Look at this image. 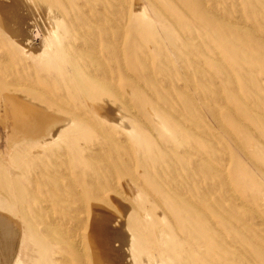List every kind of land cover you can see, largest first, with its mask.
<instances>
[{"label": "rangeland", "instance_id": "1", "mask_svg": "<svg viewBox=\"0 0 264 264\" xmlns=\"http://www.w3.org/2000/svg\"><path fill=\"white\" fill-rule=\"evenodd\" d=\"M11 1L31 41L0 29V82L57 120L38 155L14 146L13 177L0 169V203L21 207L35 264L89 232L96 209L126 236L125 263L264 264V0Z\"/></svg>", "mask_w": 264, "mask_h": 264}, {"label": "bare ground", "instance_id": "2", "mask_svg": "<svg viewBox=\"0 0 264 264\" xmlns=\"http://www.w3.org/2000/svg\"><path fill=\"white\" fill-rule=\"evenodd\" d=\"M3 1V0H1ZM11 1V0H9ZM24 2V0H22ZM29 1V0H28ZM32 1V0H31ZM35 1V0H34ZM40 1V0H39ZM143 1V0H142ZM15 2V1H14ZM13 2V3H14ZM17 2V1H16ZM21 2V1H20ZM17 2V5L20 3ZM88 2V1H86ZM193 2V0H192ZM3 3V2H1ZM6 3V2H5ZM12 3V1H11ZM22 3V2H21ZM20 3V4H21ZM33 3V2H32ZM46 3V2H45ZM67 3V2H66ZM23 4V3H22ZM25 4H29V3H24ZM31 4V3H30ZM10 5V4H9ZM12 5V4H11ZM15 5V4H14ZM14 5H12V9L11 11L9 10V12H11V15L13 13L12 16H10L8 14V8L2 4H0V29H2L7 35L11 36L13 39H16L15 41L21 46V47H26L28 45H30V37L29 34L27 32V30L29 29H25V20L24 17H19L17 11V16H14ZM39 5V4H38ZM43 5V4H41ZM46 5V4H45ZM80 5V4H79ZM82 5V4H81ZM32 6V5H31ZM115 6H118L115 5ZM10 7V6H8ZM19 7V5L17 6ZM22 7H24L22 5ZM30 7V6H28ZM34 7V5L32 6ZM40 7V5H39ZM44 7V6H43ZM25 8V7H24ZM38 8V7H37ZM46 8V7H44ZM15 9V8H14ZM18 9V8H17ZM34 10V8H32ZM119 9V8H118ZM144 9V8H143ZM16 10V9H15ZM22 10V8H21ZM20 10V11H21ZM25 10V9H24ZM39 9H37L38 11ZM86 10V9H85ZM92 10V9H91ZM120 10V9H119ZM146 10V9H145ZM28 9L25 11L27 12ZM36 11V7L35 10ZM87 11V10H86ZM118 11V10H117ZM123 11V10H122ZM51 12V11H50ZM101 12V11H100ZM121 12V11H120ZM119 12V13H120ZM23 14L24 11L22 12ZM58 14V12H56ZM61 13V12H60ZM117 13V12H116ZM150 13V12H149ZM21 14V13H20ZM22 14V15H23ZM29 14L30 11H29ZM42 14V13H41ZM52 15V12L50 13ZM151 14V13H150ZM154 14V13H153ZM21 15V16H22ZM36 15V14H35ZM39 15V14H38ZM43 15V14H42ZM49 16V14H47ZM59 15V14H58ZM121 15V14H120ZM119 15V16H120ZM152 15V14H151ZM31 16V15H30ZM34 16V13L33 15ZM95 16V15H94ZM122 16V15H121ZM120 16V19H121ZM147 16V15H146ZM26 17V16H25ZM40 17V16H39ZM46 17V16H45ZM57 17V16H56ZM61 17V16H60ZM65 17V16H64ZM96 17V16H95ZM29 18V17H28ZM27 18V20H28ZM44 18V17H43ZM87 18V17H86ZM98 19V17H96ZM101 19V17H99ZM104 18V17H103ZM156 18V17H155ZM31 19V18H30ZM33 19V17H32ZM31 19V20H32ZM56 19V18H55ZM92 19H94L92 17ZM53 20V19H52ZM117 22V19H114ZM113 20V21H114ZM122 20V19H121ZM104 21V20H103ZM232 21V20H231ZM46 22V21H44ZM53 22V21H52ZM51 22V23H52ZM55 22V21H54ZM88 22V21H87ZM98 22V20H97ZM115 22V21H114ZM119 22V21H118ZM38 23V22H37ZM92 23V22H91ZM109 23V21H108ZM47 24V23H46ZM53 24V23H52ZM119 24V23H117ZM28 25V23H27ZM84 25V24H83ZM93 25V24H92ZM101 25V24H100ZM104 25V23H103ZM53 26V25H52ZM55 26V25H54ZM105 26V25H104ZM122 26V25H121ZM46 27V26H45ZM113 27V25H112ZM27 28V27H26ZM32 28V27H31ZM95 29V27H93ZM84 29V28H83ZM97 29V28H96ZM110 29V27H109ZM112 29V28H111ZM100 30V29H99ZM56 31V30H55ZM90 31V30H89ZM105 31V30H104ZM85 32V30H84ZM121 33V31H120ZM47 34H48V30H47ZM46 34V35H47ZM90 34V33H89ZM94 34V33H93ZM98 34V33H97ZM96 34V35H97ZM110 34V33H109ZM50 35V33L48 34ZM47 35V36H48ZM43 36V35H42ZM92 36V35H91ZM94 36V35H93ZM92 36V37H93ZM46 37V36H45ZM51 36H49L50 38ZM91 37V38H92ZM98 37V36H97ZM95 38V37H94ZM101 38V36H100ZM110 38V37H109ZM122 38V35L121 37ZM47 39V38H46ZM88 39V37H87ZM97 39V38H96ZM95 39V40H96ZM99 39V37H98ZM103 39V38H102ZM101 39V40H102ZM105 39V37H104ZM46 41V40H45ZM49 41V39L47 40ZM51 41V39H50ZM53 41V40H52ZM51 41V42H52ZM55 41V40H54ZM99 40H97L98 42ZM33 42V41H32ZM91 42V39H90ZM112 43V42H111ZM115 43H117L115 41ZM50 44V43H49ZM54 44V43H53ZM120 44V41H119ZM118 44V45H119ZM46 45V44H45ZM48 45V44H47ZM98 45V43H97ZM52 47V45H49ZM48 46V47H49ZM32 47V46H31ZM51 47H49L50 49V53H52L53 56H56L53 54V52H51ZM30 48V47H29ZM53 48V47H52ZM99 48V46H98ZM97 48V49H98ZM120 48V47H119ZM28 49V48H27ZM60 49V48H59ZM91 49V48H89ZM32 50V49H31ZM35 50V49H34ZM93 50V48H92ZM62 51V50H61ZM25 52V51H24ZM29 52V51H28ZM33 52V51H32ZM55 52V51H54ZM77 52V51H76ZM65 53V52H64ZM218 53V52H217ZM73 54V53H71ZM76 54V53H75ZM96 55V54H95ZM116 56H117V52H116ZM65 57V56H64ZM78 58V57H77ZM70 59V57H69ZM68 59V60H69ZM29 60V59H27ZM32 60V59H31ZM34 60V59H33ZM72 60V59H71ZM64 61V60H63ZM66 61V58H65ZM74 61V60H73ZM5 62V61H4ZM34 62V61H32ZM58 62V61H57ZM73 63V62H72ZM34 64V63H32ZM75 64V63H74ZM3 65V64H2ZM94 65V64H93ZM96 65V64H95ZM102 66V65H101ZM100 66V67H101ZM1 67V66H0ZM75 67V66H74ZM86 67V66H85ZM7 68V66H6ZM65 68V67H64ZM76 68V67H75ZM94 68V67H93ZM104 68V67H103ZM102 68V69H103ZM8 69V68H7ZM66 69V68H65ZM92 69V68H91ZM63 70V69H62ZM90 71V70H89ZM104 72H106V70H104ZM186 73V72H185ZM15 74V73H14ZM64 74V73H63ZM9 75V73H8ZM70 75V74H69ZM98 75V74H97ZM101 75V74H100ZM66 75H64L65 77ZM104 76V75H103ZM94 77V76H93ZM109 77V76H108ZM186 77V75H185ZM28 78V77H27ZM67 78V77H66ZM106 79L108 80V78L106 77ZM105 79V80H106ZM186 79V78H185ZM100 80V79H99ZM189 81V80H187ZM68 82V81H67ZM110 82V81H109ZM6 85H5V84ZM2 82H0V129H1V140L4 143V150L0 151V169H1V173L6 174L9 177H13V175H15L14 173L16 172V157H15V150H14V146L20 143H28V144H33V153H37L39 150L45 145L48 144L49 141L53 142L54 139V135H51V124L55 123L57 120L55 117H53V115H51L48 112H45L44 110L32 105L31 103L25 102L23 100L22 94L26 95V93L24 91H19L18 89H15L14 91H12V87L15 85H10V83H8L6 80ZM194 83V82H193ZM4 84V85H2ZM12 84V83H11ZM37 84V83H36ZM191 86V85H190ZM35 88V87H34ZM36 89V88H35ZM196 89V88H195ZM12 91V93H11ZM42 91V90H41ZM25 93V94H24ZM47 95V94H46ZM49 95V94H48ZM191 95V94H189ZM194 95V94H193ZM200 96V95H198ZM21 97V98H20ZM29 97V95L27 96ZM116 97V96H115ZM88 97H85V101H87ZM61 99V98H60ZM189 99V97H188ZM196 99V97L194 98ZM103 100V99H102ZM32 101V99H31ZM90 101V100H89ZM190 101V100H189ZM196 101V100H195ZM92 102V101H91ZM103 102V101H102ZM86 103V102H85ZM89 103V102H88ZM34 104V103H33ZM87 104V103H86ZM90 104V103H89ZM94 104V103H93ZM101 104V103H100ZM97 103V105H100ZM200 104V103H199ZM117 105V104H116ZM62 106V105H61ZM119 106V104H118ZM40 107V106H39ZM82 107V106H81ZM90 107L93 108V106L90 105ZM97 107V106H96ZM95 107V109H96ZM99 107V106H98ZM64 108V107H63ZM80 108V107H79ZM83 108V107H82ZM66 109V108H65ZM70 109V108H69ZM68 109V110H69ZM81 109V108H80ZM91 109V108H90ZM100 109V108H99ZM213 109V108H212ZM84 110V109H83ZM86 110V108H85ZM198 110V108H197ZM56 109L55 112L56 113ZM93 112H95V110H92ZM82 112V110H81ZM100 112V111H99ZM104 112V110L102 111ZM135 112V111H134ZM214 112V111H213ZM220 112V111H219ZM84 114V112H82ZM105 113V112H104ZM122 113V112H121ZM57 114V113H56ZM78 114V113H75ZM89 114V113H88ZM102 114V113H101ZM215 114V113H213ZM81 115V113H80ZM90 115V114H89ZM100 115V113H99ZM103 115V114H102ZM101 116V115H100ZM105 116V115H104ZM214 116V115H213ZM97 117V116H96ZM107 117V116H106ZM218 117L217 113L215 118ZM59 118H63L62 116ZM70 118L72 119V116H70ZM88 118V117H87ZM68 119V118H67ZM65 118V121L67 120ZM92 119V118H90ZM97 120L99 119L96 118ZM102 119V118H101ZM218 119V118H217ZM73 120V119H72ZM75 120V119H74ZM88 120V119H87ZM104 120V119H103ZM60 121V119H59ZM64 121V119H63ZM84 121V120H83ZM95 121V120H94ZM211 121V120H210ZM80 122V121H78ZM82 122V121H81ZM91 122V121H90ZM97 122V121H96ZM58 123V122H57ZM83 123V122H82ZM90 124V123H88ZM93 124V123H92ZM91 124V127H93ZM68 125V123L66 124V126ZM95 125V124H94ZM218 127V125H217ZM220 127V126H219ZM55 128V127H54ZM57 133V132H56ZM59 133V132H58ZM221 137V136H220ZM62 139V138H61ZM58 140V138L56 139ZM2 143V144H3ZM1 144V143H0ZM1 146V145H0ZM128 146V145H127ZM64 147V146H62ZM126 147V146H125ZM1 148V147H0ZM56 149V148H55ZM126 149V148H125ZM41 150V151H42ZM57 150V149H56ZM66 150V149H64ZM61 150L60 152L64 151ZM120 150V149H119ZM58 151V150H57ZM56 151V152H57ZM59 152V151H58ZM59 152V153H60ZM45 153V152H44ZM43 153V154H44ZM42 154V153H41ZM57 154V153H56ZM63 154V152H62ZM62 154H60L62 156ZM66 155V152H65ZM59 157V154H58ZM60 159V158H59ZM57 162V161H56ZM59 162V161H58ZM45 163V162H44ZM36 164V163H35ZM41 164V163H40ZM60 164V163H58ZM62 164V163H61ZM250 164V163H249ZM24 165V164H23ZM43 165V164H42ZM41 165V166H42ZM44 166V165H43ZM43 169V168H42ZM19 170V169H18ZM59 170V169H58ZM57 171V170H56ZM52 172V171H51ZM58 172V171H57ZM60 172V171H59ZM58 172V173H59ZM62 172V171H61ZM60 172V173H61ZM18 173V172H17ZM44 173V172H42ZM48 173V172H47ZM63 174V173H62ZM67 175V174H66ZM123 175V174H122ZM50 176V175H49ZM35 177V176H34ZM60 177L56 176L55 178ZM12 179V178H11ZM34 179V178H33ZM71 179V178H70ZM11 184V191H12V196H13V202L15 203L17 201V192L16 190H18L19 186H18V182H16L15 180H10ZM86 181V180H85ZM135 181V179L133 180L132 178V182ZM26 182V180H25ZM47 182V181H46ZM45 182V183H46ZM41 183H43L41 181ZM44 183V185H45ZM50 183V182H49ZM48 183V184H49ZM52 183V182H51ZM68 183V182H67ZM81 183V182H80ZM135 183V182H134ZM30 184V183H29ZM33 184V182H32ZM69 184V183H68ZM137 184V182L135 183ZM34 185V184H33ZM50 185V184H49ZM53 185V184H52ZM67 186V184H66ZM71 186L72 188V183L71 185H69V187ZM125 186V185H124ZM134 186V185H133ZM138 186V185H137ZM39 187V186H38ZM61 187V186H60ZM53 188V186H52ZM75 188V187H74ZM81 188V186H80ZM84 188V186L82 187ZM134 188V187H133ZM50 189V188H49ZM31 190V188H30ZM34 190V189H33ZM54 191L56 189H53ZM81 190V189H80ZM85 190V189H84ZM39 191V190H38ZM48 191V190H47ZM46 191V194H47ZM51 191V190H50ZM59 191V190H58ZM74 191V190H73ZM76 191V190H75ZM82 191V190H81ZM86 191V190H85ZM83 191V193L85 192ZM93 191H95V189H93ZM98 191V190H97ZM133 191V190H132ZM33 192V191H32ZM56 192V191H55ZM72 192V190H71ZM90 192V191H89ZM2 193V192H1ZM35 193V190L34 192ZM45 194V191L43 192ZM42 193V194H43ZM52 193H54L52 191ZM59 193V192H57ZM56 193V194H57ZM51 194V193H50ZM86 194V193H85ZM85 194L83 196H85ZM100 194V193H99ZM99 194H96L98 196H100ZM102 194V193H101ZM19 195V194H18ZM39 195V193H38ZM54 195V194H52ZM51 195V196H52ZM60 195V194H58ZM63 195V194H62ZM73 195V194H71ZM89 198L91 197L90 193L88 194ZM65 196V195H64ZM78 196V195H77ZM264 196V194L262 195ZM47 197V195H46ZM61 197V196H60ZM67 197V196H66ZM102 197V196H101ZM237 197V196H236ZM52 198V197H51ZM50 198V199H51ZM73 198V197H72ZM71 198V199H72ZM82 198V197H81ZM65 199V198H64ZM78 199V197H77ZM56 200V199H55ZM75 200V199H74ZM79 200V199H78ZM68 201V200H67ZM73 201V200H72ZM10 202V200L8 198H5L4 201V205H2L0 203V264H35L36 263V250H33L31 246H33L36 249V245H37V238L29 231L28 228V224L25 221V219H23L22 216V209L19 206H14V205H8V203ZM57 202V201H56ZM79 202V201H78ZM92 202V201H91ZM95 201H93L94 203ZM13 203V204H14ZM48 203V202H47ZM60 203V202H59ZM58 203V204H59ZM76 203V202H75ZM92 203V204H93ZM96 203V202H95ZM193 203V202H192ZM264 203V202H263ZM108 204V203H105ZM75 205V204H74ZM96 205V204H95ZM84 206V205H83ZM98 206V205H96ZM95 206V207H96ZM54 207V206H53ZM100 207V205H99ZM98 207V208H99ZM103 207V206H102ZM47 208V207H46ZM50 208V207H49ZM48 208V209H49ZM73 208V207H72ZM77 208V207H76ZM75 208V209H76ZM84 208V207H83ZM93 208V207H92ZM82 209V208H81ZM80 208L78 210H81ZM96 209V208H95ZM101 209V208H100ZM103 209V208H102ZM56 210V209H55ZM61 213H62V209ZM83 210V209H82ZM104 210V209H103ZM44 211V208H43ZM58 211V210H57ZM94 211V209H93ZM100 211V212H99ZM50 212V211H49ZM52 212V211H51ZM60 212V211H58ZM74 212H76V210H74ZM81 212V211H80ZM106 212V211H105ZM112 212V211H111ZM48 213V211H47ZM78 213V212H76ZM74 215H77V214ZM83 213V212H82ZM51 214V213H50ZM37 215L39 216V214L37 213ZM71 215V214H70ZM104 215H107V213L102 214L101 210L96 209V211L94 212V214L92 216H94L93 220V224L91 223L92 227L89 229V232H81L80 231H76L75 232V228L73 229L74 233H70L69 234H65L62 237V240H64V243L68 245V249L64 248V253L62 252L63 249H61V252L59 251V253H56L57 256H55L52 260H50L49 263H47V259L45 261H41V264H129V263H125L124 260V256L122 255V251L124 249V247L126 246L125 243V239L123 237H126L125 235L122 237L120 236L118 233L113 232L112 228H111V223L109 218H105L103 217ZM110 215V216H109ZM109 217H111V213L109 212ZM63 216V214H62ZM116 216V215H115ZM44 217V215H43ZM51 217V216H50ZM49 217V218H50ZM71 218L72 215L70 216ZM76 217V216H75ZM78 217V216H77ZM76 217V219H77ZM57 218V217H56ZM67 218V216H66ZM69 219L70 221L73 219ZM60 219V218H59ZM62 219V218H61ZM81 219V218H80ZM114 218H112L111 220H113ZM120 219V218H119ZM118 219V220H119ZM148 219V218H147ZM53 220V219H51ZM63 220V219H62ZM56 221V219H55ZM58 221V220H57ZM75 221V220H73ZM71 221V224L72 222ZM141 221V219H140ZM147 221V220H146ZM53 222V221H52ZM49 222V223H52ZM67 222V221H66ZM65 222V223H66ZM63 223V222H62ZM77 223V222H75ZM116 223V222H115ZM140 223V222H139ZM144 222L141 221L140 225L142 226ZM60 224V222H59ZM113 224H114V220H113ZM118 224V223H117ZM62 225H65L64 223ZM77 224H75L76 226ZM79 225V224H78ZM155 225V224H154ZM261 225V224H260ZM34 226V225H33ZM53 226V223H52ZM73 226V225H72ZM74 226V227H75ZM140 226V227H141ZM157 226V225H156ZM63 227V226H62ZM143 227V226H142ZM141 227V228H142ZM159 227V226H158ZM64 228H66V226H64ZM140 228V229H141ZM152 228V225H151ZM264 228V227H263ZM262 228V229H263ZM70 229H72L70 227ZM83 229V228H82ZM114 229V228H113ZM154 229V228H153ZM261 229V230H262ZM65 231V230H64ZM63 231V232H64ZM123 231V230H122ZM149 231V230H148ZM155 231H157V229H155ZM161 231L160 233H162V230H158ZM157 231V232H158ZM263 231V230H262ZM144 232V231H143ZM153 232V231H152ZM264 232V231H263ZM121 233V232H120ZM147 233V232H146ZM145 233V234H146ZM158 233V234H160ZM144 235V234H143ZM147 236V235H146ZM157 236V235H156ZM164 236V235H163ZM161 237V236H160ZM165 237V236H164ZM163 237V238H164ZM157 238V237H156ZM155 238V239H156ZM146 239V238H144ZM159 239V238H157ZM156 239V241H157ZM147 240V239H146ZM163 240V239H162ZM183 240V239H182ZM159 241V240H158ZM181 241V240H180ZM119 244V246H116V244ZM151 243V247H152V242ZM149 241L147 244H149ZM183 243V241H182ZM130 244V243H129ZM147 245V246H149ZM159 245V244H158ZM146 246V245H145ZM155 246V245H154ZM163 246V244H162ZM161 246V247H162ZM130 247V246H129ZM128 247V248H129ZM127 248V247H126ZM128 250V249H127ZM126 250V251H127ZM147 250V249H146ZM153 250V251H152ZM154 250L156 251L157 249H152L151 248V252H154ZM149 251V249H148ZM159 251H160V247H159ZM159 251H156V253H160ZM150 252V251H149ZM162 252V251H161ZM157 253V254H158ZM205 253V252H204ZM124 254V253H123ZM161 254V253H160ZM149 258L154 259V256L149 253ZM151 255V256H150ZM155 255V254H154ZM159 255V254H158ZM52 256V255H51ZM130 256V255H129ZM128 256V257H129ZM71 257V258H68ZM165 257V256H164ZM131 258V257H130ZM129 258V259H130ZM148 258V256H147ZM146 258V259H147ZM160 258V257H159ZM158 258V259H159ZM172 258V257H171ZM170 258V259H171ZM156 259V258H155ZM165 259V258H163ZM133 259H131L132 261ZM166 260V259H165ZM147 261H150V259ZM156 261V260H155ZM146 263V262H145ZM155 263V262H154ZM160 264V262H159ZM162 264V262H161Z\"/></svg>", "mask_w": 264, "mask_h": 264}]
</instances>
